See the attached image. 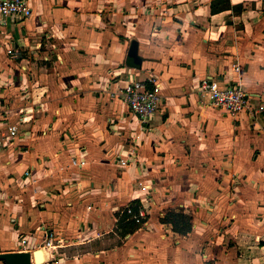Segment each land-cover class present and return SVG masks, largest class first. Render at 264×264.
<instances>
[{"label": "crops", "instance_id": "1", "mask_svg": "<svg viewBox=\"0 0 264 264\" xmlns=\"http://www.w3.org/2000/svg\"><path fill=\"white\" fill-rule=\"evenodd\" d=\"M212 1L29 0L28 18L0 21V254L34 264L52 232L43 264H264V134L197 93L237 81L236 63L264 106V0ZM150 76L161 102L144 126L121 90ZM127 206L146 207L138 226ZM171 210L186 236L161 221Z\"/></svg>", "mask_w": 264, "mask_h": 264}, {"label": "built area", "instance_id": "2", "mask_svg": "<svg viewBox=\"0 0 264 264\" xmlns=\"http://www.w3.org/2000/svg\"><path fill=\"white\" fill-rule=\"evenodd\" d=\"M29 0H0V21L23 20L31 15ZM17 57V53H14ZM233 71L238 75V80L227 84H220L218 81L203 79L199 83L197 93L202 98L204 106L220 110L225 115L232 118L247 112L258 125L259 130L264 134V124L257 119V114L264 111L263 105H255L253 96L240 83V67L238 64L232 65ZM159 85L153 77L146 79H128L121 90V100L127 105L130 113L137 118L142 125H149L154 114L157 112L161 102L158 93ZM254 105V109L252 106ZM17 125L7 127L10 136L16 134ZM1 146V137H0ZM29 174L28 172L25 175ZM121 214H126L127 220L136 224L142 223L146 217V207L127 206ZM60 246L54 233L49 232L44 247L51 251Z\"/></svg>", "mask_w": 264, "mask_h": 264}, {"label": "trees", "instance_id": "3", "mask_svg": "<svg viewBox=\"0 0 264 264\" xmlns=\"http://www.w3.org/2000/svg\"><path fill=\"white\" fill-rule=\"evenodd\" d=\"M230 9H232L234 13H240L244 8L242 5L231 6L229 0H213L210 5L211 13H219ZM121 218H125L126 220V214H122ZM161 221L170 224L173 230L182 236H186L192 228L191 217L173 210L166 212ZM135 225L138 226L137 224ZM135 225H132L131 229H135Z\"/></svg>", "mask_w": 264, "mask_h": 264}, {"label": "water", "instance_id": "4", "mask_svg": "<svg viewBox=\"0 0 264 264\" xmlns=\"http://www.w3.org/2000/svg\"><path fill=\"white\" fill-rule=\"evenodd\" d=\"M129 56L132 59L134 65L140 66L141 59L137 55V44L132 43ZM43 253L44 260L37 258V254ZM34 264H43L49 261V252L46 249H39L33 255ZM0 261L3 264H31V255L29 253H15V254H0Z\"/></svg>", "mask_w": 264, "mask_h": 264}, {"label": "bare ground", "instance_id": "5", "mask_svg": "<svg viewBox=\"0 0 264 264\" xmlns=\"http://www.w3.org/2000/svg\"><path fill=\"white\" fill-rule=\"evenodd\" d=\"M37 258L41 259L43 261L44 260V254L43 253L37 254Z\"/></svg>", "mask_w": 264, "mask_h": 264}, {"label": "rangeland", "instance_id": "6", "mask_svg": "<svg viewBox=\"0 0 264 264\" xmlns=\"http://www.w3.org/2000/svg\"><path fill=\"white\" fill-rule=\"evenodd\" d=\"M12 28H14V27L12 26ZM7 29L10 30L11 28H10V27H7ZM125 83H126V82H125ZM215 110H217V109H215ZM220 112H221V111H220Z\"/></svg>", "mask_w": 264, "mask_h": 264}]
</instances>
